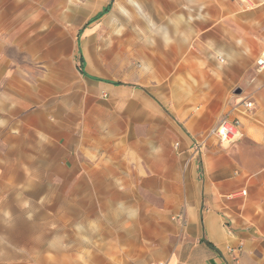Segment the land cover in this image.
I'll return each instance as SVG.
<instances>
[{
	"label": "crops",
	"instance_id": "0c3cea01",
	"mask_svg": "<svg viewBox=\"0 0 264 264\" xmlns=\"http://www.w3.org/2000/svg\"><path fill=\"white\" fill-rule=\"evenodd\" d=\"M139 3L148 38L150 23L155 24L160 55L152 74L161 106L170 101L180 164L165 196L161 166L145 165L144 190L150 174L158 181L150 199L116 195L114 166H81L74 181L83 189L76 208L81 225L90 228L68 235L66 241L80 248L66 253V264H264V74L255 71L264 0ZM34 4L0 0L1 36L11 33L16 21L33 18ZM5 55H0V68L6 66L0 86L7 100L14 93V67ZM244 99L253 103L252 115L238 105ZM1 107L12 116V108L3 102ZM222 116L238 118L242 132L225 152L209 135ZM67 119L60 116L57 123ZM197 144L202 149L195 152ZM96 189H105L103 195ZM101 219L114 221V231L93 226ZM43 236L36 257L26 249L0 251V264H52L50 234Z\"/></svg>",
	"mask_w": 264,
	"mask_h": 264
},
{
	"label": "rangeland",
	"instance_id": "374dc122",
	"mask_svg": "<svg viewBox=\"0 0 264 264\" xmlns=\"http://www.w3.org/2000/svg\"><path fill=\"white\" fill-rule=\"evenodd\" d=\"M139 2L35 0L33 18L0 34V55L14 67L12 99H4L0 86V251L26 249L36 257L49 233L51 263H67L66 253L80 248L68 235L90 228L76 208L81 166H114L116 195L150 199L158 181L150 174L144 190L140 177L145 165H160L162 195L171 194L179 161L172 108L170 101L161 106L155 90L156 28L152 21L148 38ZM256 43L260 54L264 36ZM2 102L12 116L4 115ZM60 116L67 122L58 124ZM212 137L217 150L229 149ZM96 190L101 196L105 189ZM114 223L93 226L112 232Z\"/></svg>",
	"mask_w": 264,
	"mask_h": 264
},
{
	"label": "built area",
	"instance_id": "2783aa9c",
	"mask_svg": "<svg viewBox=\"0 0 264 264\" xmlns=\"http://www.w3.org/2000/svg\"><path fill=\"white\" fill-rule=\"evenodd\" d=\"M255 71L257 74H264V51L261 52L255 60ZM238 105H242L244 111L252 115L254 105L251 101L244 99L240 101ZM210 134L217 139L220 147L226 149L241 139L242 132L240 121L238 118H223L216 127L210 131ZM193 148L195 152L200 151L201 145L197 144Z\"/></svg>",
	"mask_w": 264,
	"mask_h": 264
},
{
	"label": "trees",
	"instance_id": "16d2710c",
	"mask_svg": "<svg viewBox=\"0 0 264 264\" xmlns=\"http://www.w3.org/2000/svg\"><path fill=\"white\" fill-rule=\"evenodd\" d=\"M110 6H111V4H109L101 13H99V14H97L96 15V17H95V19H97V18H100L101 16H103L104 14H106L108 11H109V9H110ZM95 19H93V20H95ZM93 20H91V22L93 21ZM78 62H79V72L82 74V75H84V72H83V68H84V61H83V59L81 58V57H79V59H78ZM93 80H96V79H93ZM114 85H121V84H119V83H113Z\"/></svg>",
	"mask_w": 264,
	"mask_h": 264
}]
</instances>
